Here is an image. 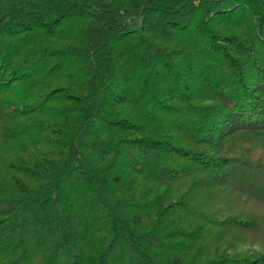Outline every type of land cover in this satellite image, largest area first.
<instances>
[{
  "label": "trees",
  "instance_id": "1",
  "mask_svg": "<svg viewBox=\"0 0 264 264\" xmlns=\"http://www.w3.org/2000/svg\"><path fill=\"white\" fill-rule=\"evenodd\" d=\"M0 264H264V0H0Z\"/></svg>",
  "mask_w": 264,
  "mask_h": 264
}]
</instances>
